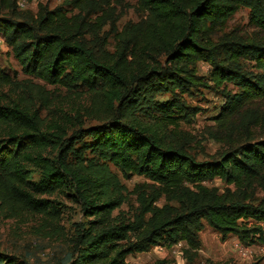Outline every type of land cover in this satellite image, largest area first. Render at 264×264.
<instances>
[{"label":"trees","instance_id":"16d2710c","mask_svg":"<svg viewBox=\"0 0 264 264\" xmlns=\"http://www.w3.org/2000/svg\"><path fill=\"white\" fill-rule=\"evenodd\" d=\"M87 1L72 0V4L83 10ZM261 1L137 0L138 8L148 12L138 41L102 57L83 40L85 23L80 16L68 14L61 6L39 5L33 25L1 16L0 34L25 74L53 85L98 89L108 110L114 109L115 102L122 109L150 104L144 95L147 86L169 91L173 97L191 87H208L195 68L198 61L207 62L211 66L208 80L215 87L237 82L240 88L229 96L215 123L228 134L243 127L247 131L219 159L197 160L182 146L165 141L168 127L178 125L185 116L184 104L174 98L152 103L158 115L151 114L150 122L118 117L67 138L68 123L82 125L79 113L75 123L65 117L42 129L35 111L17 102L0 104V201L13 210L57 219L58 207L41 196L63 189L68 182L87 218L75 235L68 264H125L129 254L157 244L169 248L179 241L185 242L183 258L193 264L203 221L221 235L234 234L246 245L256 242L264 247V227L257 224L264 222V201L255 204L250 192L258 170L264 168V138H255L248 128L249 113L253 122L264 123V47L252 45V58L262 76L261 82H250L238 67L239 59L248 54L242 44L225 47L224 60L220 58L224 43L213 38L242 6L251 7V22L264 33V16L258 9ZM12 5L13 0H0V9ZM160 56H164L163 64ZM0 82H10L1 69ZM83 135L90 136L91 143L76 148L75 142ZM52 145L59 146L55 161L40 153ZM88 146L108 157L124 175H142L150 181V195L133 217L112 215L123 198L104 194L109 182L104 172L95 177L78 162L67 161L68 152L78 156ZM33 172L39 174L37 181L30 179ZM214 178L226 187L220 190L204 184ZM161 196L177 205H154ZM0 261L12 264L1 255ZM152 264L171 263L157 259Z\"/></svg>","mask_w":264,"mask_h":264},{"label":"rangeland","instance_id":"374dc122","mask_svg":"<svg viewBox=\"0 0 264 264\" xmlns=\"http://www.w3.org/2000/svg\"><path fill=\"white\" fill-rule=\"evenodd\" d=\"M39 5L48 9L61 6L68 14H78L85 23L83 40L92 47L97 56L114 54L117 49L127 47L138 41L148 20V12L137 6V0H88L84 9L73 6L72 0H13L10 8H1L0 17L34 24ZM259 11L264 16V0L259 3ZM100 18V19H99ZM213 38L223 42L220 58L226 59L228 52L225 47L242 44L247 57L239 59V71L243 78L250 82H261L262 72L255 66L252 45L264 47V33L251 22V7H240L217 31ZM162 64L164 56H160ZM196 74L202 82L209 85L191 87L182 95L173 97L166 90H150L147 86L145 98L151 99L150 104H136L126 107L115 102L114 109H106L101 102L98 89L90 90L82 84L71 87L53 85L25 74L13 55L11 47L0 34V69L8 75L10 82H0V104L19 103L37 113L42 129H47L53 121H61L70 117L74 122L76 113L81 116L82 125L72 126L68 123L66 138L80 129L108 122L110 119L121 118V121H152L150 115H158L152 107L155 101L165 102L171 98L184 104L185 116L178 125L169 126L165 141L174 146H182L193 154L197 160L219 159L221 153L236 146L246 136L245 128L228 134L215 123V117L229 96L239 91L237 82L224 83L215 87L208 79L211 66L204 61L195 64ZM136 88V84L132 85ZM189 111V112H188ZM248 128L255 138H264V123L253 122L254 116L249 113ZM75 123V122H74ZM242 130V131H241ZM242 132V133H241ZM91 138L83 135L74 146L89 145ZM59 146H48L40 150L42 156L55 161ZM69 164L78 162L85 172L100 177L104 172L109 180L104 188L105 195H120L123 202L112 211V215L133 217L138 213L145 197L150 195V181L142 175H124L108 157L99 150L88 146L81 149L78 156L67 155ZM255 181L251 185L252 201L257 204L264 201V168L258 170ZM38 172L30 175L37 181ZM210 187L220 190L225 183L214 178L204 182ZM59 209V217L51 219L47 215L16 209L0 201V255L7 257L12 264H68L73 255V243L78 229L86 224L82 204L77 196L66 186L53 194H44ZM164 203L177 205L174 200H166L161 196L154 205ZM198 233L200 246L193 264H248L258 261L264 264V247L258 243L246 245L236 235H221L203 221ZM250 223H255L250 221ZM264 227V222L257 223ZM184 241H179L167 248L161 244L149 246L143 252L129 254L125 264H152L157 259H166L171 264H188L183 258ZM0 264H4L0 261Z\"/></svg>","mask_w":264,"mask_h":264}]
</instances>
